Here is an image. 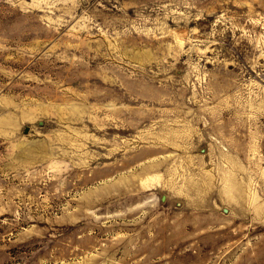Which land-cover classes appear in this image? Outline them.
Returning a JSON list of instances; mask_svg holds the SVG:
<instances>
[{"label": "rangeland", "instance_id": "374dc122", "mask_svg": "<svg viewBox=\"0 0 264 264\" xmlns=\"http://www.w3.org/2000/svg\"><path fill=\"white\" fill-rule=\"evenodd\" d=\"M0 264H264V0H0Z\"/></svg>", "mask_w": 264, "mask_h": 264}, {"label": "bare ground", "instance_id": "6f19581e", "mask_svg": "<svg viewBox=\"0 0 264 264\" xmlns=\"http://www.w3.org/2000/svg\"><path fill=\"white\" fill-rule=\"evenodd\" d=\"M152 181V180H151ZM149 182H150V180H149Z\"/></svg>", "mask_w": 264, "mask_h": 264}]
</instances>
